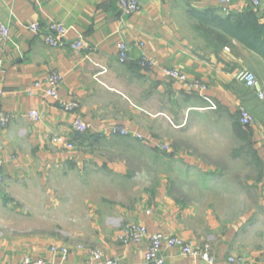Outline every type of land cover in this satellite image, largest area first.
Returning a JSON list of instances; mask_svg holds the SVG:
<instances>
[{
    "label": "crops",
    "instance_id": "crops-1",
    "mask_svg": "<svg viewBox=\"0 0 264 264\" xmlns=\"http://www.w3.org/2000/svg\"><path fill=\"white\" fill-rule=\"evenodd\" d=\"M117 1L0 0L9 29L0 38V113L11 115L0 122V264L25 256L85 264L95 249L120 264H150L149 238L119 239L127 223L193 242L197 255L165 248L164 264H226L231 255L264 264V0L257 8L142 0L132 15ZM33 21L63 23L68 40L82 36L86 48L46 44L26 28ZM165 68L207 87L199 92ZM245 71L256 86L239 78ZM50 73L61 77L57 99L45 92ZM71 100L77 109L64 111L60 103ZM241 107L254 118L239 127L250 146L219 125ZM77 116L88 131L73 129ZM114 125L129 134L112 135ZM208 140L219 154L206 152Z\"/></svg>",
    "mask_w": 264,
    "mask_h": 264
},
{
    "label": "built area",
    "instance_id": "built-area-1",
    "mask_svg": "<svg viewBox=\"0 0 264 264\" xmlns=\"http://www.w3.org/2000/svg\"><path fill=\"white\" fill-rule=\"evenodd\" d=\"M225 2H229L230 0H223ZM250 4L257 8L259 7L263 0H249ZM119 9L127 14L132 15L137 13L142 4V0H118L117 1ZM26 28L35 35H38L44 39V42L52 47H59L68 45L72 49H83L86 48V44L82 38L79 36L74 41L68 40V32L70 31V27L65 26L63 23L58 21H50L42 25V23L38 21H33L31 23L26 24ZM9 36V29L8 27L0 21V38L6 39ZM118 55L119 61L124 62L127 59L129 47L126 42L121 41L118 44ZM141 64L144 67L149 66L150 62L142 58ZM106 71L105 67H100V71L96 74L99 75ZM164 74L170 78H174L184 83H188L189 86L193 89H197L199 92L206 89V85L201 81H188L189 78L182 73L180 70H173L165 68L163 70ZM2 75H3V61L0 58V98L4 94V90L2 87ZM239 78L244 81V83L248 87H254L257 84V81L253 75V73L245 71L240 73ZM61 77L56 73H50L47 78L48 87L45 89L47 95L57 99L58 98V85L60 83ZM35 87H40L41 83L37 82L34 85ZM257 95L260 99L264 100V92L259 90ZM61 108L66 112L75 111L78 107V103L75 100H71L70 102H62L60 103ZM210 107H215L213 104ZM29 117L32 119H38L39 113L36 110H31L29 112ZM11 115L7 112L0 113V122L5 125ZM239 119L240 123L244 126L252 125L253 124V117L247 109L241 107L239 108ZM73 129L77 133H84L90 129V124L86 121L79 118V116L75 117L72 123ZM110 133L112 135H128V131L118 125H114L110 129ZM135 137H140V135L134 134ZM68 146H71L68 144ZM162 148L165 146L162 145ZM4 181V174H3V163L0 160V183ZM150 213L149 210L146 211ZM121 234L119 235V239L124 242H135L138 243L144 238L150 239V245L145 253V259L150 264H164V259L161 254L162 250L165 248L176 247L179 249L182 255H191L195 256L198 254L196 247L194 246L193 242L190 240H186L184 238L178 236H167L162 232H150L146 226L139 225L135 223H127L123 229L121 230ZM51 251L56 253L57 248L52 247ZM61 255L65 258L67 255V248L60 249ZM20 264H53L51 261H46L43 258H31L29 256L23 257ZM85 264H120L118 260L114 258H104L102 251L95 249L90 252L89 260ZM226 264H258L255 261L245 259L241 256H234L231 255L227 258Z\"/></svg>",
    "mask_w": 264,
    "mask_h": 264
},
{
    "label": "rangeland",
    "instance_id": "rangeland-1",
    "mask_svg": "<svg viewBox=\"0 0 264 264\" xmlns=\"http://www.w3.org/2000/svg\"><path fill=\"white\" fill-rule=\"evenodd\" d=\"M253 120H254V118H253ZM209 121H211L210 119H209ZM241 123H240V119L238 118V114L236 113L235 115H232L231 117H229V118H227V119H219V125H225V126H230V128H232V129H234V131H235V134L234 135H237L239 138H241L242 139V142H246L247 140L249 141V137H247V135H245V133H243L242 131H241V129L239 128V125H240ZM253 124H254V121H253ZM252 124V125H253ZM241 126V125H240ZM244 126V125H243ZM251 125H247V126H244L245 128H249ZM221 135H223V134H221ZM120 136H122V135H120ZM225 136V138L230 142L232 139H230V138H228V136L225 134L224 135ZM246 142L245 144H248V146H250L249 144H250V141L249 142ZM213 141L212 140H208V141H206L203 145V147L206 149V152H211V151H217V153L219 154V149H216V147L213 145V143H212ZM215 142V141H214ZM236 143V142H235ZM239 146V145H238ZM252 147V146H251ZM244 148H245V146H244ZM243 148V146H241V149H244ZM247 148V147H246ZM237 149V151L235 152V155H233V156H236L238 153H241V151H240V147L238 148H236ZM245 150V152L246 153H249L250 151L249 150H247V149H244ZM222 151H223V149H222ZM189 154H191V155H194L195 153H194V151H191ZM224 165H226V163L224 162ZM21 263V262H20Z\"/></svg>",
    "mask_w": 264,
    "mask_h": 264
},
{
    "label": "trees",
    "instance_id": "trees-1",
    "mask_svg": "<svg viewBox=\"0 0 264 264\" xmlns=\"http://www.w3.org/2000/svg\"><path fill=\"white\" fill-rule=\"evenodd\" d=\"M237 23H240V24H241V23H242V18H239L238 21H237ZM240 125H241V124H240ZM240 125H239V127H241ZM244 133H245V135H247V137H249V134H248L247 132H244ZM247 141H248V140H247ZM248 142H249V141H248Z\"/></svg>",
    "mask_w": 264,
    "mask_h": 264
}]
</instances>
